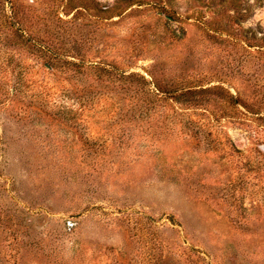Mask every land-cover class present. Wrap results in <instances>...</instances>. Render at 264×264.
<instances>
[{
  "label": "rangeland",
  "instance_id": "374dc122",
  "mask_svg": "<svg viewBox=\"0 0 264 264\" xmlns=\"http://www.w3.org/2000/svg\"><path fill=\"white\" fill-rule=\"evenodd\" d=\"M131 1L0 0V264H264V0ZM80 59L211 102L140 116Z\"/></svg>",
  "mask_w": 264,
  "mask_h": 264
},
{
  "label": "trees",
  "instance_id": "16d2710c",
  "mask_svg": "<svg viewBox=\"0 0 264 264\" xmlns=\"http://www.w3.org/2000/svg\"><path fill=\"white\" fill-rule=\"evenodd\" d=\"M126 4L133 6L134 3L131 0H124ZM228 5L232 7V14L226 15L225 17L218 18L221 21L227 20L236 21L238 17H243L244 13L240 10H243L244 2L242 0H225ZM140 6V5H138ZM105 11H108L105 9ZM104 10H100V13H105ZM12 24L14 26L18 25V49L23 50L26 46L30 50L44 55L46 58V63L51 69H55L53 66V61L60 60L59 56L51 50L48 43L42 42L41 39L36 36V33L29 32L28 28L25 26V21L18 12V18L14 17ZM16 19V20H15ZM236 23V22H233ZM35 35V36H33ZM44 58V60H45ZM84 59H80V63L76 67H85L94 72H98V78L96 81L98 83L107 82L115 86L122 97H119L121 102V107L130 112L136 113L137 115H148L152 114L157 110H163L166 108L174 109L178 106L183 107L186 110H192L196 107H207L211 102L210 99H204L203 97H198L199 94H208L213 88H199L198 83L196 82L195 76L193 73H186L182 71L181 75H175L174 73H168L164 70L159 71H149L147 76L149 80L140 74L122 73L114 67H110L101 62H96L95 65H85L83 63ZM106 76V79L103 77ZM14 89V86H13ZM222 91V90H221ZM225 104L229 105L231 109H236L239 105V100L234 98L229 94V98L225 97L222 93L219 97ZM104 101L100 98L85 99L81 104L82 107L90 106H99ZM203 102L204 104H200ZM133 110V111H132ZM137 110V111H136Z\"/></svg>",
  "mask_w": 264,
  "mask_h": 264
}]
</instances>
